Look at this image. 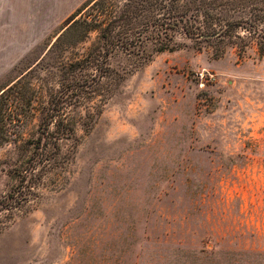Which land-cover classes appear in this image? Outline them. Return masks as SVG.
Instances as JSON below:
<instances>
[{
    "label": "rangeland",
    "instance_id": "rangeland-1",
    "mask_svg": "<svg viewBox=\"0 0 264 264\" xmlns=\"http://www.w3.org/2000/svg\"><path fill=\"white\" fill-rule=\"evenodd\" d=\"M170 6L227 36L158 50ZM214 244L264 250V0H0V264Z\"/></svg>",
    "mask_w": 264,
    "mask_h": 264
},
{
    "label": "trees",
    "instance_id": "trees-1",
    "mask_svg": "<svg viewBox=\"0 0 264 264\" xmlns=\"http://www.w3.org/2000/svg\"><path fill=\"white\" fill-rule=\"evenodd\" d=\"M163 12L164 14L168 13L169 19L157 23L152 33L154 40L160 44L158 50L166 49L168 47L169 42L173 39L176 29L182 30L187 36L195 39H207L214 36H221V38L226 37V33L230 27L228 24L221 25L220 27L213 26L212 22H208V18L203 20H198L197 17L188 19L187 17L180 15V12L172 6L164 9ZM46 124L49 127L51 121L48 120ZM68 125V127H62L60 123L57 124L58 129L63 131L64 136L66 134V129L70 134H72L75 129L73 121L68 122ZM60 139L61 137L58 135L55 136L54 139L48 135H40L38 137L36 146H42L44 149L42 160L45 165L54 166L57 162H60L59 160L62 158L60 155ZM187 260L189 261V264H264V250L252 247L225 248L214 244L211 247L198 249L194 253V259L191 260L187 256Z\"/></svg>",
    "mask_w": 264,
    "mask_h": 264
}]
</instances>
